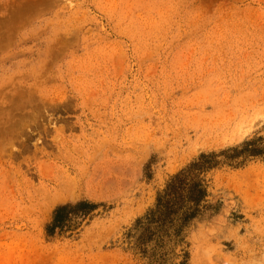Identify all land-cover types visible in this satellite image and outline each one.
I'll return each mask as SVG.
<instances>
[{
	"label": "rangeland",
	"instance_id": "rangeland-1",
	"mask_svg": "<svg viewBox=\"0 0 264 264\" xmlns=\"http://www.w3.org/2000/svg\"><path fill=\"white\" fill-rule=\"evenodd\" d=\"M258 137L264 0H0V264H148L127 232L168 178ZM206 179L168 264H264L263 157Z\"/></svg>",
	"mask_w": 264,
	"mask_h": 264
},
{
	"label": "trees",
	"instance_id": "trees-1",
	"mask_svg": "<svg viewBox=\"0 0 264 264\" xmlns=\"http://www.w3.org/2000/svg\"><path fill=\"white\" fill-rule=\"evenodd\" d=\"M263 157L264 142L261 137L248 139L239 145L218 152H201L171 175L157 193L154 204L142 216L136 218L127 232L148 264H168L176 255V247L183 241L185 229L205 207L207 196L206 173L227 165L238 167L249 157ZM97 207L96 203L79 200L61 204L53 210L51 220L45 225L48 236L74 229ZM175 264H188L187 253Z\"/></svg>",
	"mask_w": 264,
	"mask_h": 264
}]
</instances>
